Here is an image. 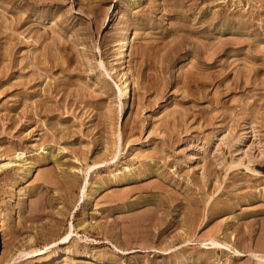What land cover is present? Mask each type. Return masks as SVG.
<instances>
[{
	"label": "rangeland",
	"instance_id": "1",
	"mask_svg": "<svg viewBox=\"0 0 264 264\" xmlns=\"http://www.w3.org/2000/svg\"><path fill=\"white\" fill-rule=\"evenodd\" d=\"M0 264H264V0H0Z\"/></svg>",
	"mask_w": 264,
	"mask_h": 264
},
{
	"label": "bare ground",
	"instance_id": "2",
	"mask_svg": "<svg viewBox=\"0 0 264 264\" xmlns=\"http://www.w3.org/2000/svg\"><path fill=\"white\" fill-rule=\"evenodd\" d=\"M120 40V39H119ZM116 52V51H115ZM125 56H126V53H125V51H124V46H122L119 50H118V52L116 53V58L117 59H120V60H124V58H125ZM126 59V58H125ZM186 61V60H185ZM124 69V68H123ZM124 71V70H123ZM125 72L126 73H129L130 71H129V69H127V70H125ZM124 72V73H125ZM121 74V73H120ZM123 76V75H122ZM125 76H126V74H125ZM130 76V75H129ZM122 78V77H121ZM127 78V77H126ZM120 80V79H119ZM128 80H129V78H128ZM121 81L120 82V85H118V94H119V96H120V98L121 99H126V98H128V94H129V89L131 88L130 87V85H129V81ZM124 104V103H123ZM42 253V252H41ZM63 261H65V260H63ZM65 263V262H64Z\"/></svg>",
	"mask_w": 264,
	"mask_h": 264
}]
</instances>
